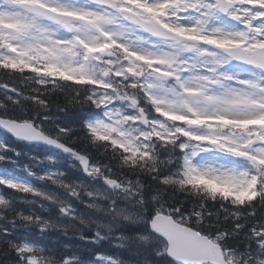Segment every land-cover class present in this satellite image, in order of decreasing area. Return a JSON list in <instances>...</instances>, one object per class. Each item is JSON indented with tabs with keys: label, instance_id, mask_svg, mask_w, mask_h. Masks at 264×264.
Instances as JSON below:
<instances>
[{
	"label": "rangeland",
	"instance_id": "rangeland-1",
	"mask_svg": "<svg viewBox=\"0 0 264 264\" xmlns=\"http://www.w3.org/2000/svg\"><path fill=\"white\" fill-rule=\"evenodd\" d=\"M38 1L61 10L90 13L99 27L102 26L103 31L109 33L129 52L131 58L126 65L128 69L137 65L138 55L153 56L155 63H153V72L147 76V86L149 93L158 101L163 110H170L177 114H186L188 110H193L201 119H216L217 116H222L223 121L230 122L251 117L254 119L264 113V77L262 82H258L254 71L241 69L240 66L221 68L219 63L223 56L215 53L213 46L207 43L206 39H200V37H207L210 40L239 41L246 50L253 46H260L264 42V18L257 19L256 15L264 14V7L261 6L264 0H237L242 3V6L231 9L232 14H239L235 24L215 14L216 10L213 14H209L206 8L201 6L199 0H163L167 9L159 15V22L173 30L184 29L182 34L194 38L193 43L190 40L174 42L150 40L146 42L136 30L128 25L120 24L106 11L94 9L76 0ZM139 2H147V0H139ZM250 2L258 4L250 5L248 4ZM124 5L131 7L125 1ZM247 13H250V16ZM20 20H25V23L21 24L20 31L11 28L0 29V32L7 33L8 48L2 53L5 59H19L22 57L19 52L26 51L27 53L32 52L33 55L28 59L41 55V58L48 60L50 64H55L68 72L73 69L83 74L86 72L85 66L68 54L66 50L68 44L63 40L65 36L59 26L50 24L43 18H20L19 10L14 4L0 5L1 23ZM245 21L249 22L245 23ZM110 26H114L117 30H110ZM241 28L249 32L247 37H244L246 31H239ZM84 35L90 38L89 33H84ZM9 45L12 48H9ZM170 76L180 80L181 91L164 85ZM238 76H246L248 79L237 80ZM229 81H235V84L227 89L224 88L223 84ZM100 84L103 85V83ZM95 90L99 94L100 102L107 115L98 120L96 125L92 126L93 129L98 132L116 131L115 139L132 148L134 134L141 133L143 128L138 123L136 112L127 105L124 96L110 92L104 86H99ZM150 126L160 132L165 129V122L152 119ZM186 129L196 135L207 136L211 141L218 142L224 147L221 152H215L209 150L206 142H195L190 145L188 160L191 161L198 157L199 166L205 167L211 175L229 174L233 176L235 179L232 184L234 185L241 184L248 179V176L244 174L245 167L236 163L235 158H244L243 160L252 164L256 169L261 167L259 163L264 162V124L252 128L244 127L240 133L219 130L211 134L207 127L198 124H190ZM50 159L59 161L63 160V157L55 154L50 158H45L44 161L48 162ZM34 163L37 164L36 161ZM28 171H33V168L28 167ZM0 177L3 176L0 175ZM0 179L9 184H17V179L12 177ZM76 183L83 186L86 184L88 190L96 192L103 191V187L106 186L92 177L86 182L79 180ZM51 196L55 198L52 193ZM99 198L97 195L93 199ZM84 212L78 216L75 214V217L81 216ZM70 214L74 215L73 212ZM91 220L95 225L112 229L106 224L105 218L93 217ZM256 227H258L257 233H264V223H259ZM259 248L264 252V247L259 246ZM250 251L248 249L243 253L247 255Z\"/></svg>",
	"mask_w": 264,
	"mask_h": 264
},
{
	"label": "clouds",
	"instance_id": "clouds-1",
	"mask_svg": "<svg viewBox=\"0 0 264 264\" xmlns=\"http://www.w3.org/2000/svg\"><path fill=\"white\" fill-rule=\"evenodd\" d=\"M218 12L230 11V4H223L222 7L216 8ZM102 11L103 9H98ZM174 11V10H173ZM111 15L119 21L120 24L128 25L135 29V25L131 23V17L125 18V13L115 10L111 11ZM249 21H245L248 23ZM254 23V21H252ZM110 30L116 31L114 26H110ZM240 32L246 29H239ZM145 36V41L155 40L150 34L141 33ZM71 38V37H69ZM198 47L200 45H197ZM113 56L103 57V64L98 65L100 72L97 78H103L105 73L113 71H122L127 64L124 59V53L119 49H112ZM83 57L85 54L80 51ZM223 59L228 63H236L241 69L254 71V67L250 64H244L242 61L234 60L227 53H221ZM111 60L112 64L107 61ZM147 71V69H145ZM260 70L264 71V67ZM33 87L28 95H18L17 97H7L10 105L0 103V132L12 137L17 141H25L28 143H36L38 145L53 146L62 149L65 153H69L74 160L84 163L86 157L81 155L78 150L72 149L65 145L63 140L68 135V130L56 125V131L53 132L48 124L58 117H54V110L59 113H67L69 110H87L97 113L92 117H85L81 121L82 129L88 136L90 143L101 147H106L110 151L115 152L117 166L130 170L131 175L117 178L110 176L112 169L102 164L94 165L89 170L84 168L83 171L94 180H102L106 186L103 191L96 192L88 190L83 185L76 183L60 176L54 179L49 176L53 184L61 186L71 196H76L79 202L84 205L85 212L73 218L77 222L76 226L80 227V239L93 240L96 243L106 239L99 230V225L93 226L91 218L99 219L104 217L106 224L121 237H126L133 241L135 248L143 250L150 255H154L157 259L161 257H169L166 249V242L163 249L159 244L155 243L160 240V234L153 227L152 222L157 216L167 215L169 218L181 223L194 227L196 231H200L206 238L212 242L213 246L218 249L222 264H250V261L244 258V253L236 248L229 246V241L233 239L238 231L227 228L229 222L238 220L240 213H233L231 209L243 208L250 204L245 201L238 204L234 198H225L219 193L213 195L207 191L203 184L197 185L189 182L190 177L187 175L188 165L185 159L190 153L185 151L175 152L176 160L167 166L162 165L150 153L147 158L140 156L135 163H131L130 154L108 144L100 142L89 132V126H95L98 120L107 115L104 107L100 103L99 94L96 90L90 89L88 86L74 85L71 82L60 81L59 78L45 77L42 73H35L31 77ZM237 80H246V76H238ZM110 83L119 86L120 82L114 77H108ZM235 81H229L223 84L224 88L232 87ZM52 85V86H49ZM243 87V85H239ZM122 91V89H120ZM75 93V95H73ZM47 94V95H46ZM63 95L66 99L63 104L53 100V96ZM111 95V93H110ZM138 95V93H137ZM80 106V107H78ZM147 107V106H146ZM154 110L149 109V112ZM144 113L139 118L144 119ZM126 119L127 117H123ZM152 118L163 121L162 117L153 115ZM26 124L35 130V136L31 139L19 135L16 125ZM175 127V125L173 126ZM63 134V135H62ZM149 143H159L153 139V134L148 129H141ZM174 149H178L180 145L187 143L181 136H177ZM0 147H3L0 145ZM89 162L91 158L87 157ZM140 161H143L141 163ZM193 165L199 166V158L191 160ZM76 167L75 163L70 164ZM257 184L258 195H264V175L259 178ZM82 193V194H81ZM98 200L93 199L96 196ZM85 197L88 199L86 200ZM48 199V197H45ZM209 205H215V209L209 208ZM67 204L58 205L59 213L64 214L67 218ZM186 207V210L185 209ZM106 214V215H105ZM20 219L25 222L26 226L34 227L41 233H53V245H45L39 243H26L19 247L15 244L12 248L16 250L24 264H67L66 255L59 248H56L55 242L60 236L67 235V225L55 220H33L31 216H21ZM240 225L234 223V229H239ZM204 228L214 229L203 232ZM91 232V236L84 235V230ZM260 236L258 243L264 246V233H255ZM67 247V246H65ZM112 264H118L113 261ZM132 264H143L142 261H132ZM151 264V261L148 262ZM253 264H264V259L254 261Z\"/></svg>",
	"mask_w": 264,
	"mask_h": 264
},
{
	"label": "trees",
	"instance_id": "trees-1",
	"mask_svg": "<svg viewBox=\"0 0 264 264\" xmlns=\"http://www.w3.org/2000/svg\"><path fill=\"white\" fill-rule=\"evenodd\" d=\"M15 69V67H12ZM12 68L8 67L7 65L0 64V86L2 84H6L8 86H14L15 89L19 90L20 95H28L31 93V89L33 87V81L31 79L32 75H26L25 72L22 70H16L17 73L11 71ZM17 68V67H16ZM56 78H59L60 81H67L65 79H62V77L58 76ZM68 82V81H67ZM72 84H74L72 82ZM74 85L79 86H87V83H76ZM123 85V84H122ZM140 84L137 83L132 87H127L126 89L129 91H132V93L136 96H140L143 102L146 103V105L150 104L149 100L147 99V95L144 92L143 89H140ZM52 86V85H49ZM138 93V95H137ZM47 95V94H46ZM75 95V93H73ZM53 100L57 101L60 104H63L65 102V97L63 95L60 96H53ZM0 103H3L5 105H10L9 100L4 96L2 93V90H0ZM80 107V106H78ZM149 107L152 109V105L150 104ZM149 112V108H145ZM0 111H4L3 109H0ZM96 113L90 112L87 110H69L66 114L65 113H59L54 110L53 115L54 117H58V119H54L53 121H50L48 124V127L51 128L53 132L56 131V125L59 124L61 127H63L66 130H70L68 132V135L63 140L66 144H68L70 147L78 150L80 153L86 155L87 157L91 158V161H95L97 164H102L106 166V170L108 168L112 169L111 173L106 174L110 176H115L117 178H123L124 176L131 175V172L129 169L124 167H118L117 166V159L115 152L110 151L106 147H101L98 145H94L90 143L88 136L85 135L82 126L81 121L85 117H90L92 115H95ZM177 123L181 124L182 120L177 119ZM90 132V129H89ZM91 133V132H90ZM97 141L100 142H107L108 144L115 146L116 149L122 151L125 154H130L131 156V163H135L136 159L140 156H143L147 158L149 154L151 153L152 156L156 159V161L162 165L167 166L169 163H174L176 160L175 152L177 151H185V149L180 145L178 149H174L173 146L176 144V138L177 136H181L184 139H188L190 137H187L183 134H176V135H170L169 138L160 140L157 138H154V140L159 141V143H149L147 147L145 148L144 152H129L127 150H124L122 147L118 146L115 142H113L111 139H102L93 133H91ZM63 135V134H62ZM19 146V144H17ZM22 146L17 147V150H20ZM14 151L11 150L9 146H6L5 149L0 148V162L1 163H8L7 159L14 158ZM186 159V157H185ZM23 160V158H22ZM143 163V161H140ZM64 177L67 179H70L72 177L66 176L64 174ZM48 185H51L54 189L57 188V190H62L65 193H68L65 191L61 186L53 184L48 177L45 178ZM71 180V179H70ZM260 182L259 178L258 180L253 183V186L250 187L246 192H240L237 195L229 194L228 189L226 187H219L214 185L213 183H208L206 181H199V182H191L195 183L197 185L203 184L204 187L207 189L208 192L215 195L219 193L221 196L228 198L232 197L235 199V201L238 204H243L245 201H249L250 204L245 205L243 208H237V209H231L233 213H240V217L238 220H235L234 223L240 225L239 229H234V223L229 222L227 224V228L230 230H236L238 231V234L229 241V246L236 248L238 251L243 252V250L251 249V251H255V238H252V233L254 232V229L257 224L264 221V195H258L257 193V184ZM28 191L20 190L19 189H11L6 186L2 187L0 189V264H16L20 260V256L17 254L16 250L12 248V245L15 244L17 247L21 246V240L19 241V237L22 238V235L24 234V231H20L18 228H13L12 233H9L7 230H3L8 223H14V224H25L20 217L22 215H19L15 212L14 207L17 206L15 200H17L16 197L12 195V193L16 194H25ZM243 194V195H242ZM51 203L47 200L44 204L43 208L47 207V209H50ZM185 206V209L186 210ZM215 205H209V208L215 209ZM16 208V207H15ZM23 210L27 211V208L23 205ZM33 213L34 211H37L39 214H41V211L38 209H32ZM53 210H58V206H55ZM32 217V216H31ZM33 218V217H32ZM33 220H35L33 218ZM30 227V226H29ZM32 238L30 239L34 242H37L39 244H45V245H53V242L50 241L51 237L54 236L53 233H41L40 236H38L37 229L34 227H30ZM210 230L214 229H208L204 228L203 232H208ZM18 231L19 235H18ZM47 237L46 243L43 241H39V239L34 238H43V235ZM68 234V233H67ZM119 235V234H118ZM119 241L114 243L113 246L110 247V252L114 251H126L128 254H131L133 257H136L139 261L144 262V264H148L149 261H151V264H171L169 259L167 257H161L157 259L154 255H150L147 252L143 250H138L135 248V245L133 241L129 240L126 237H121L119 235ZM122 239V242H120ZM100 243V242H99ZM157 243V242H155ZM98 244V243H97ZM160 245V247L163 249V245L160 243H157ZM56 247V246H55ZM107 248L106 246H103ZM57 248V247H56ZM64 254L66 255L70 249H62ZM264 259V255L262 257ZM153 260V261H152ZM250 261V264H253L254 261L248 259Z\"/></svg>",
	"mask_w": 264,
	"mask_h": 264
},
{
	"label": "water",
	"instance_id": "water-1",
	"mask_svg": "<svg viewBox=\"0 0 264 264\" xmlns=\"http://www.w3.org/2000/svg\"><path fill=\"white\" fill-rule=\"evenodd\" d=\"M15 127L19 135L25 138L31 139L36 134L35 130L26 124ZM158 218L154 220L152 227L167 239L168 253L180 264H222L218 249L205 237L188 227L173 223L169 218Z\"/></svg>",
	"mask_w": 264,
	"mask_h": 264
},
{
	"label": "snow or ice",
	"instance_id": "snow-or-ice-1",
	"mask_svg": "<svg viewBox=\"0 0 264 264\" xmlns=\"http://www.w3.org/2000/svg\"><path fill=\"white\" fill-rule=\"evenodd\" d=\"M126 3L130 4L131 7L126 9L129 12H132L134 16L141 19L145 22L146 26H151V24L159 23V15L163 14V10L167 9V5L163 2V0H147V2H139V0H125ZM223 3L222 0H208V3L205 5L206 11L209 14H213L214 10L218 7H222ZM39 7L44 8L45 10H50L53 12L58 11L57 8L51 7L47 3H40ZM135 9V11H133ZM71 15H74L75 13H69ZM82 16L87 15V13L81 14ZM167 27V26H165ZM174 31L177 34H182L185 30L182 28H176ZM200 39H206L208 43L212 44H218L223 46L225 41L223 40H210L207 37H200ZM9 48H12L11 45H9ZM15 51V49H12ZM26 51H20L19 55L23 56L26 55ZM256 61L261 64L262 67H264V54L259 55L256 58ZM8 64H10L12 67H16L18 64H22L23 61H17V60H9L7 61ZM56 70V66L52 65L49 68V71ZM217 120H224V117L217 116ZM202 122L201 119H196L193 121V123H200ZM188 165V171L187 175L190 177L189 182H199L201 180L207 179L208 183H220V184H226V183H232V181L235 179L233 176L229 174H222L220 176L211 175L209 171L202 166H193L192 162L190 160H187Z\"/></svg>",
	"mask_w": 264,
	"mask_h": 264
},
{
	"label": "bare ground",
	"instance_id": "bare-ground-1",
	"mask_svg": "<svg viewBox=\"0 0 264 264\" xmlns=\"http://www.w3.org/2000/svg\"><path fill=\"white\" fill-rule=\"evenodd\" d=\"M79 181V180H78ZM35 212V211H34ZM35 214H39L38 212H35Z\"/></svg>",
	"mask_w": 264,
	"mask_h": 264
}]
</instances>
